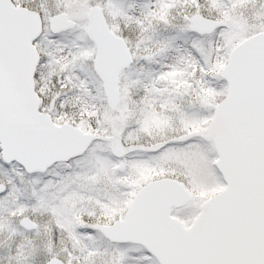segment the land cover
<instances>
[{
  "label": "snow or ice",
  "instance_id": "1",
  "mask_svg": "<svg viewBox=\"0 0 264 264\" xmlns=\"http://www.w3.org/2000/svg\"><path fill=\"white\" fill-rule=\"evenodd\" d=\"M0 264H264V0H0Z\"/></svg>",
  "mask_w": 264,
  "mask_h": 264
}]
</instances>
